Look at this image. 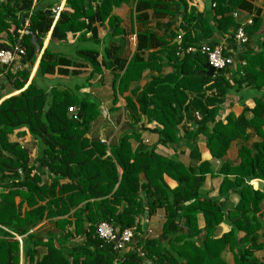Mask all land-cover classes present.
I'll list each match as a JSON object with an SVG mask.
<instances>
[{"label": "trees", "instance_id": "16d2710c", "mask_svg": "<svg viewBox=\"0 0 264 264\" xmlns=\"http://www.w3.org/2000/svg\"><path fill=\"white\" fill-rule=\"evenodd\" d=\"M52 1L0 0V34L7 42H0V49L20 45L25 51L22 65H27L14 72L2 66L4 79L0 80V91L6 82L12 91L20 90L0 101V182L8 183L0 193V264H19L15 236L24 237L23 264H227L222 257L227 246L234 253L235 264H259L253 252L258 249L260 223L256 212L264 192L253 189L249 181H264V142L251 149L242 145L235 161L220 165L218 174L223 178L218 196H225L229 190L238 194L237 203L226 210L218 198L199 192L205 175L213 170L209 162L199 160L196 138L204 135L211 155L222 159L232 140L240 138L248 143L247 130H259L264 125V39L258 52L245 53L234 69L224 68L212 77L199 73L207 62L199 50L177 55L179 49L184 51L191 45H215L213 30L231 28L234 37L240 24L232 12L251 11L249 0H212L215 6L213 13L208 11L210 14L188 9L184 0L174 5L164 0H135V10L151 8L155 16L169 14L175 7L172 11L180 13L185 30L179 46L152 51L146 60L140 51L156 42L145 29L137 32L136 52L129 61L119 55L117 45L107 48L101 60L96 48L78 51L91 66L88 80L102 77L103 68L111 72L113 102L116 93L127 90L145 68L157 72L138 94L132 91L134 101L127 98L131 128L113 144L85 136L90 122L100 115V101L92 95L46 91L34 78L24 87L37 54L30 36L19 32L23 30L20 17L27 12V28L41 39L50 33V42L65 41L69 33H78V40H85L88 32L95 37V25L108 20L114 30L109 36H120L119 42H123L126 34L114 25L118 19L112 10L128 0H65L68 10H60L54 23L53 17L45 13V9L52 8ZM141 16L145 23L146 13ZM251 20L244 26L248 40L243 45L259 35L263 20L259 16ZM211 22L214 27H210ZM163 57L173 68L166 74L160 73ZM62 62L67 61L45 48L36 74L54 72ZM243 87L260 96L254 97L252 108L244 107L238 117L228 114L224 123L217 117L219 106L231 89ZM70 107L75 111L69 112ZM187 116L190 127L182 129L180 137L177 126ZM143 117L160 124L154 129L159 142L176 144L183 139L190 144L193 163L187 165L188 173L182 172L180 161L159 155L153 147L141 143ZM27 133L37 147L33 160L23 145L9 140L10 134L22 137ZM131 140L138 142L136 148H132ZM40 169L50 175V182L43 181ZM164 175L175 180L177 186L171 189ZM156 214L160 222L156 235L151 237L147 224ZM200 215L202 227L198 225ZM46 219L55 221V229L44 239L33 230ZM227 219L230 230L218 236L219 224ZM100 222L119 230L133 228L131 243L123 253L113 249V241L97 236ZM239 232H243L240 238Z\"/></svg>", "mask_w": 264, "mask_h": 264}, {"label": "crops", "instance_id": "0c3cea01", "mask_svg": "<svg viewBox=\"0 0 264 264\" xmlns=\"http://www.w3.org/2000/svg\"><path fill=\"white\" fill-rule=\"evenodd\" d=\"M164 1L174 5V3L178 0ZM184 2L188 9L192 7L198 12L206 14L209 12L213 13V7L215 6L212 0H184ZM52 3V8L50 9L55 11V15L52 16L54 23L58 18L59 11L62 9L68 10V8L64 7L65 0H53ZM249 4L251 5V11L249 12L243 9H237L232 12V17L237 20L239 24L248 25L246 23L249 20L258 16L263 20L258 31L259 35L253 36L246 45H239L237 43L235 37L231 36V28L224 31L213 30L212 40L216 42V44L222 45L225 54L233 57L234 63L231 67L232 69L237 66L240 61V57L245 53L248 55L251 52H258L260 49L259 43L264 39V0H249ZM172 10H175L174 6L171 9L172 13L170 12L169 14L166 13L156 16L153 14L154 12L151 8L140 12L135 10V0H128L127 2L121 3L118 7L113 8L112 14L118 19V22L114 23V25H119V27L123 29L126 34L122 40L123 42H119L120 36L114 38L109 36L114 32V30L110 27L108 20L104 21L102 24H96V36L94 37L91 32H88L85 36V40H78V33H69L65 41L50 42V33H48L44 38H42L43 42L40 44L41 51L37 54V58L30 69L28 81L24 87H26L27 84L34 78L38 86L42 87L46 91H50L52 89L59 91L67 90L74 95H92L100 101V115H98L95 120L90 122L88 132L85 136L89 139L104 140L106 141V144L116 143L121 135L128 132L131 128L126 113L127 98H131L134 101L135 95L132 94V90L136 91L138 94L151 77L153 75H157V72L155 70L145 68L141 72L140 78L132 81L127 90L121 93H116V101L113 102V94L110 89V77L108 75L111 72L108 69L103 68L102 77L99 75L93 76L92 79L88 80L87 78L91 71V66L87 61L79 57L78 51L83 48H96L99 51L98 60H101L102 56L105 55L107 48L117 45L119 48V55L121 57H125L126 60L129 61V59L136 52L138 42L137 32L146 29L156 42V44L150 49L140 51L143 58L147 60L150 52L162 51L170 45L176 44L179 46L181 43L182 37L185 34V30L181 27L182 18L180 13L174 14ZM234 12L236 13V16L233 15ZM142 13H146L147 20L145 23L141 16ZM25 25H28L27 18L25 19ZM210 25V27H214L215 24L214 22H211ZM12 29L13 28H11L10 31H12ZM115 40H117V42ZM0 42H6L4 35L0 34ZM45 48H48L50 51L56 53L58 58L66 60L67 62H62L56 66L54 72L37 75L36 71L38 63ZM162 55L163 53L160 54V56ZM22 67H27V65L24 64ZM172 69V66L167 62L166 58L163 57L160 73L166 74L171 72ZM99 78H101L100 82L98 80ZM3 79L4 73L2 70L0 80ZM19 91H12L10 84L6 82L5 88L0 91V101L10 95L17 94ZM259 96V93L250 88L243 87L236 90L231 89L230 92L226 94L224 102L219 106L217 117L223 119L224 123L225 117L228 114L238 117L244 112V107L252 108L254 106V97ZM142 124L144 125V129L142 128L140 132L141 143L146 147H153L155 153L159 155L172 157L180 161L183 166L182 172L188 173L187 165L193 163L191 160V150L189 148L190 144L183 141V139H180L176 144L161 143L158 141L157 133L154 132V129L161 127L160 124L155 121L148 122L146 117H143ZM185 127H190L188 116L184 117L182 122L177 126L179 130L178 135H180V137L182 135V129ZM247 131L250 136L249 142L245 143L240 138L232 140L229 143L222 159H216L211 155L206 146L204 135L199 134L196 138V154L198 155L199 160L209 162L210 168L213 170V173H207L205 175V180L199 192L205 197L218 198L219 201L224 203L226 210L234 207L238 201V194L236 191L229 190L228 194L225 196H218V189L223 178L222 174H218L220 165L224 162L235 161L238 156V150L242 145H246V147L251 149L253 145L262 144L264 142V125L259 130L249 128ZM9 140L17 141L23 145L28 150L31 160L37 157V147L35 141L28 133L22 137L10 134ZM137 145V141L131 140L132 148H136ZM39 171L41 172L43 181L50 182V175L47 172L44 173L43 169H40ZM164 181L171 189L177 186V182L167 175H164ZM7 184V181L0 182V193L6 190L5 187ZM249 185H251V187L255 190L264 192V181L261 179L250 180ZM15 201L18 202L19 198L17 197ZM256 217L260 223V228L257 230L256 239L258 249L253 252V256L258 260L259 264H264V199L259 205ZM153 219L159 221L160 215L156 214L151 216L149 221ZM198 225L199 227L203 226V219L201 215L198 218ZM54 227L55 221L46 219L41 221L33 231L41 236H44V239H46L45 237L47 236V233L53 231L55 229ZM230 228V220H224L219 224L218 236L228 232ZM242 235L243 232L238 233L239 238ZM14 239H16L19 243V264H23L25 262L22 253L24 237L15 236ZM77 239L81 238L77 237ZM222 257L227 264H235L234 253L228 246L223 251Z\"/></svg>", "mask_w": 264, "mask_h": 264}, {"label": "built area", "instance_id": "2783aa9c", "mask_svg": "<svg viewBox=\"0 0 264 264\" xmlns=\"http://www.w3.org/2000/svg\"><path fill=\"white\" fill-rule=\"evenodd\" d=\"M236 16V13H233ZM252 20H249L246 24H250ZM245 24H240L235 32V40L239 45H243L247 42L248 37L244 28ZM20 33H24L23 30L19 31ZM197 50L200 53L206 55L207 62L210 66H212L215 70H222L227 67L233 66L234 60L231 55H227L223 51L222 45L215 44L213 46L207 43H199L197 46H188L184 51L179 49L177 55H182L184 52H196ZM25 54L24 49L20 45H15L12 48L8 49H0V66H4L5 70H9L11 72L16 71L20 67H22V56ZM69 112H74L75 109L69 108ZM195 117L200 119V114L195 112ZM101 142L106 143V141L101 140ZM96 234L99 238L104 239L106 241H113L114 246L113 249L117 251L119 254L123 253L125 249L131 243L134 232L133 228H123L119 230L118 228L113 227L108 222H100L96 227ZM117 239V240H115Z\"/></svg>", "mask_w": 264, "mask_h": 264}, {"label": "water", "instance_id": "95a60500", "mask_svg": "<svg viewBox=\"0 0 264 264\" xmlns=\"http://www.w3.org/2000/svg\"><path fill=\"white\" fill-rule=\"evenodd\" d=\"M45 13L48 16H54L55 15V11L51 10V9H45ZM28 13L25 12L21 15L20 17V26L24 29V33L28 34L30 36V42L31 45L34 47V50L36 52V54H38L41 51L40 48V44L43 42V40L37 35L36 32H32L30 31L27 26L25 25V19L27 18ZM219 72V70H215L212 66H210L208 63H205L201 69V71H199L200 74H203L205 76H209L212 77L214 76L215 73ZM0 74H2V68L0 66ZM79 117L81 116V112L78 113ZM117 240V239H115Z\"/></svg>", "mask_w": 264, "mask_h": 264}, {"label": "rangeland", "instance_id": "374dc122", "mask_svg": "<svg viewBox=\"0 0 264 264\" xmlns=\"http://www.w3.org/2000/svg\"><path fill=\"white\" fill-rule=\"evenodd\" d=\"M232 67V66H231ZM133 91V90H132ZM136 92V91H135ZM135 95V94H134ZM98 108L100 109V105L98 106ZM34 153V152H33ZM35 155H36V153H35ZM159 222L160 221H158V220H150V221H148V224H147V230H151L150 232L148 231V233H149V235L151 236V237H153V236H155L156 235V233H157V225L159 224Z\"/></svg>", "mask_w": 264, "mask_h": 264}, {"label": "clouds", "instance_id": "9594fccd", "mask_svg": "<svg viewBox=\"0 0 264 264\" xmlns=\"http://www.w3.org/2000/svg\"><path fill=\"white\" fill-rule=\"evenodd\" d=\"M20 31V30H19ZM23 31H24V29H23ZM2 68V67H1Z\"/></svg>", "mask_w": 264, "mask_h": 264}]
</instances>
